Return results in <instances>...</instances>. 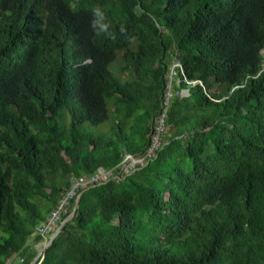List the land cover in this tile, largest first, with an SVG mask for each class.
<instances>
[{"label":"trees","instance_id":"1","mask_svg":"<svg viewBox=\"0 0 264 264\" xmlns=\"http://www.w3.org/2000/svg\"><path fill=\"white\" fill-rule=\"evenodd\" d=\"M263 51L264 0H0V264H32L69 179L99 168L115 178L36 264H264ZM172 61L165 145L120 173Z\"/></svg>","mask_w":264,"mask_h":264},{"label":"built area","instance_id":"2","mask_svg":"<svg viewBox=\"0 0 264 264\" xmlns=\"http://www.w3.org/2000/svg\"><path fill=\"white\" fill-rule=\"evenodd\" d=\"M182 65L178 61H172L169 65L167 74L165 76V87L163 92L162 106L160 113L154 118L153 127L149 135V145L143 155L135 157L127 155L124 160L116 168L120 173L131 174L135 170L147 165V163L154 159L157 153L165 145L164 133L166 131V121L168 110L171 105L173 96L178 95L174 93V85L179 84V72H182ZM191 84V83H190ZM192 84H195L192 83ZM188 92L182 90L179 95L185 96ZM115 178V169L105 170L99 168L93 175L71 177L69 179V186L61 195L57 205L51 211L46 220L35 229V234L43 237L46 243L48 239L60 229L64 220L69 216V209L73 202L87 189L96 185H102Z\"/></svg>","mask_w":264,"mask_h":264},{"label":"clouds","instance_id":"3","mask_svg":"<svg viewBox=\"0 0 264 264\" xmlns=\"http://www.w3.org/2000/svg\"><path fill=\"white\" fill-rule=\"evenodd\" d=\"M91 16L92 19L90 20L89 27L95 36L100 37L103 35L109 39H116L115 33L110 31L112 25L106 22L107 18L100 7H94L91 10ZM119 31L122 35L126 33V29L123 25H121Z\"/></svg>","mask_w":264,"mask_h":264},{"label":"water","instance_id":"4","mask_svg":"<svg viewBox=\"0 0 264 264\" xmlns=\"http://www.w3.org/2000/svg\"><path fill=\"white\" fill-rule=\"evenodd\" d=\"M264 52V51H263ZM188 92V91H187ZM80 197L81 195L76 199L75 201V207L74 209L72 210V212L69 214V216L64 220L63 224L61 225L60 229L57 230V232H55L49 239L46 243H44V245L38 250L37 252V255L35 257V259L33 260L32 264H36L39 260V263H40V259H42V255L44 253V251L51 245L52 241L57 237V235L60 233L62 227L64 226L65 223L69 222L72 217L74 216L75 214V211L78 207V204H79V200H80ZM38 263V264H39Z\"/></svg>","mask_w":264,"mask_h":264},{"label":"rangeland","instance_id":"5","mask_svg":"<svg viewBox=\"0 0 264 264\" xmlns=\"http://www.w3.org/2000/svg\"><path fill=\"white\" fill-rule=\"evenodd\" d=\"M171 64V62L169 63V65ZM109 125V122H107V124H104V125H101V126H99V127H96V129L99 131V130H101L102 128H103V130L104 131H106L107 130V126ZM44 245V244H43ZM42 245V246H43Z\"/></svg>","mask_w":264,"mask_h":264},{"label":"crops","instance_id":"6","mask_svg":"<svg viewBox=\"0 0 264 264\" xmlns=\"http://www.w3.org/2000/svg\"><path fill=\"white\" fill-rule=\"evenodd\" d=\"M37 248H38V250L42 247V244H37V245H35Z\"/></svg>","mask_w":264,"mask_h":264}]
</instances>
